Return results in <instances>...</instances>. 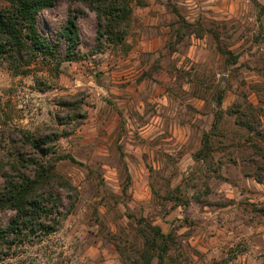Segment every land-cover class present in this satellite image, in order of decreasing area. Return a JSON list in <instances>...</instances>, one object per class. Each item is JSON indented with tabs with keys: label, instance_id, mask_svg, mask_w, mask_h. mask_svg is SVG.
<instances>
[{
	"label": "rangeland",
	"instance_id": "374dc122",
	"mask_svg": "<svg viewBox=\"0 0 264 264\" xmlns=\"http://www.w3.org/2000/svg\"><path fill=\"white\" fill-rule=\"evenodd\" d=\"M130 5L115 44L88 2L58 0L39 29L61 62H0V188L4 163L35 157L31 135L49 137L45 161L78 188L62 190L70 210L55 233L0 264H145L147 222L170 235L163 264H264V0ZM70 16L80 42L65 60ZM12 216L0 211V226Z\"/></svg>",
	"mask_w": 264,
	"mask_h": 264
},
{
	"label": "trees",
	"instance_id": "16d2710c",
	"mask_svg": "<svg viewBox=\"0 0 264 264\" xmlns=\"http://www.w3.org/2000/svg\"><path fill=\"white\" fill-rule=\"evenodd\" d=\"M57 1L0 0V62H6L16 73H28L32 63L39 58H60L54 43L39 29L43 10L53 7ZM84 1L105 18L104 28L99 30L100 37L122 44L131 25L130 0ZM61 37L69 42V50L64 59H76L80 39L78 24L73 16L67 19ZM218 48L222 54L230 53L221 46ZM237 60V57L233 58L234 62ZM222 101L223 94L220 93L216 101L218 106L221 107ZM233 112L239 113L238 119L242 125L250 130L254 129V125L245 119L246 111L239 107ZM203 140L204 146L196 153V159L205 156L206 149L210 148L208 134H204ZM29 141L35 149V157L28 158L20 154L15 161H8L1 166L5 182L0 188V211L11 210L13 216L5 226H0V261L5 260L3 254L9 255L14 247L27 242L34 244L35 237L42 241L55 233L70 210H63L62 190L78 194V188L58 172L56 164L48 165L45 161V156L52 152L51 147L44 145L50 141L49 137L31 135ZM66 158L76 160L70 155H59L58 160ZM145 221L139 219L137 222L142 224ZM141 234L144 240L141 257L146 260L145 264H152L154 259H157V264H163L170 251L169 233L163 232L160 226L147 222Z\"/></svg>",
	"mask_w": 264,
	"mask_h": 264
}]
</instances>
